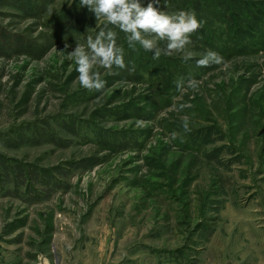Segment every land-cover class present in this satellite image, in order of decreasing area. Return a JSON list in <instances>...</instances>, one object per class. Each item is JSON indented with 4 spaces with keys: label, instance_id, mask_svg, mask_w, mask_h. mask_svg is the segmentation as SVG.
Masks as SVG:
<instances>
[{
    "label": "rangeland",
    "instance_id": "374dc122",
    "mask_svg": "<svg viewBox=\"0 0 264 264\" xmlns=\"http://www.w3.org/2000/svg\"><path fill=\"white\" fill-rule=\"evenodd\" d=\"M156 6L202 22L183 52L78 0H0V264H264V0ZM102 29L125 66L88 90L69 53Z\"/></svg>",
    "mask_w": 264,
    "mask_h": 264
},
{
    "label": "clouds",
    "instance_id": "9594fccd",
    "mask_svg": "<svg viewBox=\"0 0 264 264\" xmlns=\"http://www.w3.org/2000/svg\"><path fill=\"white\" fill-rule=\"evenodd\" d=\"M160 0H78L80 7H87L95 18L103 17L105 24L116 26L127 34L129 47L136 43L147 52L153 54V59H158L162 52H183L191 42L190 34L202 26V22L196 18L192 11L180 10L167 13L159 10ZM116 32L112 30H100L95 38L87 40L85 47L77 46L69 53L74 60L78 72L79 83L88 90H100L105 86L98 72L93 71L94 65L111 68L113 65L123 68L124 50L116 43ZM151 36L152 38H148ZM164 42L162 49L159 45ZM68 45H65L67 48ZM184 60L193 58V53L188 51L182 57ZM222 57L215 51L208 50L196 60L197 66L220 64ZM178 82L177 87H181ZM185 132L190 131L188 122L183 124ZM171 139H176L174 133Z\"/></svg>",
    "mask_w": 264,
    "mask_h": 264
},
{
    "label": "crops",
    "instance_id": "0c3cea01",
    "mask_svg": "<svg viewBox=\"0 0 264 264\" xmlns=\"http://www.w3.org/2000/svg\"><path fill=\"white\" fill-rule=\"evenodd\" d=\"M2 255H3V257L13 258L14 255H17V253L8 252V253H3Z\"/></svg>",
    "mask_w": 264,
    "mask_h": 264
},
{
    "label": "trees",
    "instance_id": "16d2710c",
    "mask_svg": "<svg viewBox=\"0 0 264 264\" xmlns=\"http://www.w3.org/2000/svg\"><path fill=\"white\" fill-rule=\"evenodd\" d=\"M230 19H231L232 22L237 21L238 19L242 22V20L240 18H238V17H237V19H234V17L230 16Z\"/></svg>",
    "mask_w": 264,
    "mask_h": 264
}]
</instances>
